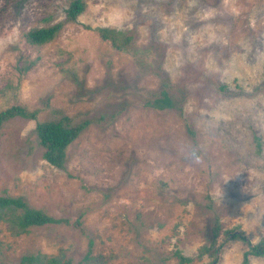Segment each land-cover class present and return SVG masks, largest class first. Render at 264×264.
Segmentation results:
<instances>
[{"label": "rangeland", "instance_id": "1", "mask_svg": "<svg viewBox=\"0 0 264 264\" xmlns=\"http://www.w3.org/2000/svg\"><path fill=\"white\" fill-rule=\"evenodd\" d=\"M70 1L0 0V111L38 112L0 127V196L67 221L0 222V264H207L216 220L215 264H241L246 244L224 232L264 237V0H81L51 42L25 40ZM162 91L176 108L151 107ZM61 118L88 125L58 169L34 128Z\"/></svg>", "mask_w": 264, "mask_h": 264}, {"label": "trees", "instance_id": "2", "mask_svg": "<svg viewBox=\"0 0 264 264\" xmlns=\"http://www.w3.org/2000/svg\"><path fill=\"white\" fill-rule=\"evenodd\" d=\"M84 11V4L81 0H71L65 11V21L57 23L49 27L33 28L25 34V40L36 46H41L51 42L61 30L63 23L74 22L76 18ZM99 36L104 41H109L117 50H124L128 44L127 39L121 40V33L117 30L100 28L97 30ZM160 96L152 101L150 104L152 108L158 110L176 108V103L173 97H170L167 91H162ZM37 111H29L26 108L14 105L0 111V127L10 119L20 117L23 119H37ZM88 122L82 121L71 125L69 119L61 118L58 121H44L36 122L34 134L38 144L43 150V159L51 166L63 169L66 159V149L73 143L87 127ZM0 222L8 225L9 229L15 235L25 233L30 227H39L50 224H60L67 221L53 218L43 211L34 209L21 197L0 196ZM79 225V220L76 221ZM220 225L216 220L213 228V239L208 246H202L198 249V257L202 258L207 255L211 258L207 264H215L217 261V254L219 247H216V238L219 234ZM225 238L240 240L247 246L244 252L241 264H248L251 257L264 258V237L257 243L251 244L246 238L237 231V229H230L224 232ZM180 262H188V258L175 253ZM86 260L87 257L83 259ZM18 264H62L60 258L47 257L41 254L26 255L20 259Z\"/></svg>", "mask_w": 264, "mask_h": 264}]
</instances>
